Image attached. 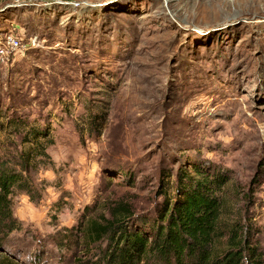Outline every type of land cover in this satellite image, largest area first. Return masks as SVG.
<instances>
[{
    "label": "rangeland",
    "instance_id": "rangeland-1",
    "mask_svg": "<svg viewBox=\"0 0 264 264\" xmlns=\"http://www.w3.org/2000/svg\"><path fill=\"white\" fill-rule=\"evenodd\" d=\"M0 48V162L22 171L32 129L50 142L0 264L99 262L91 220L126 204L151 235L196 170L264 252V0H0Z\"/></svg>",
    "mask_w": 264,
    "mask_h": 264
},
{
    "label": "trees",
    "instance_id": "trees-1",
    "mask_svg": "<svg viewBox=\"0 0 264 264\" xmlns=\"http://www.w3.org/2000/svg\"><path fill=\"white\" fill-rule=\"evenodd\" d=\"M30 131L22 136V171L8 160L0 162V243L18 228L13 213L15 188L34 198V188L23 171L43 161L38 157L50 160V142L42 136L44 131ZM196 173L181 174L175 195L167 182L162 190L165 199L159 223L151 235L129 230L127 216L132 212L126 204L119 205L114 217L104 218V223L91 220L83 231L85 237L91 244L107 237L110 244L102 259L92 264H264L256 231L241 221L229 223L221 219L222 199L218 191L226 179L208 171Z\"/></svg>",
    "mask_w": 264,
    "mask_h": 264
},
{
    "label": "built area",
    "instance_id": "built-area-1",
    "mask_svg": "<svg viewBox=\"0 0 264 264\" xmlns=\"http://www.w3.org/2000/svg\"><path fill=\"white\" fill-rule=\"evenodd\" d=\"M14 42H16L17 44H18V39L17 38H15V37H11L10 38V44L12 45ZM0 50L1 51H4L5 49H3V48H0Z\"/></svg>",
    "mask_w": 264,
    "mask_h": 264
}]
</instances>
